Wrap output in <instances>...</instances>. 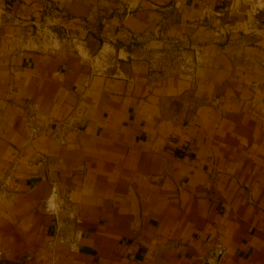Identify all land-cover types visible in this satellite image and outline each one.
I'll return each mask as SVG.
<instances>
[{
    "label": "crops",
    "instance_id": "1",
    "mask_svg": "<svg viewBox=\"0 0 264 264\" xmlns=\"http://www.w3.org/2000/svg\"><path fill=\"white\" fill-rule=\"evenodd\" d=\"M0 251L264 264V0H0Z\"/></svg>",
    "mask_w": 264,
    "mask_h": 264
},
{
    "label": "built area",
    "instance_id": "2",
    "mask_svg": "<svg viewBox=\"0 0 264 264\" xmlns=\"http://www.w3.org/2000/svg\"><path fill=\"white\" fill-rule=\"evenodd\" d=\"M63 203H65L64 200L55 201L53 200V198L49 197L45 204V210L49 212H52V211L54 212V209ZM68 219H71V220H67V219L59 220L56 217V224L54 228L53 239H51L48 243L50 244L54 242H64L68 244L71 250H76L78 247L79 238L81 235V231L75 225L78 219L74 216V214L69 215ZM1 257H2V253L0 251L1 263L5 264L6 261L4 259H1ZM30 259H31V254L27 255L23 260L19 261L18 263H23V262L29 261Z\"/></svg>",
    "mask_w": 264,
    "mask_h": 264
},
{
    "label": "rangeland",
    "instance_id": "3",
    "mask_svg": "<svg viewBox=\"0 0 264 264\" xmlns=\"http://www.w3.org/2000/svg\"><path fill=\"white\" fill-rule=\"evenodd\" d=\"M233 34V33H232Z\"/></svg>",
    "mask_w": 264,
    "mask_h": 264
}]
</instances>
